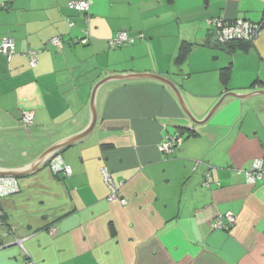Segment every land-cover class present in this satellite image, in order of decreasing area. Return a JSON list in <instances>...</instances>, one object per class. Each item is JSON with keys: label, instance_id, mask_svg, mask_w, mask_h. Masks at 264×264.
<instances>
[{"label": "crops", "instance_id": "1", "mask_svg": "<svg viewBox=\"0 0 264 264\" xmlns=\"http://www.w3.org/2000/svg\"><path fill=\"white\" fill-rule=\"evenodd\" d=\"M70 1L0 0V43L11 36L17 48L10 60L0 53V168L26 166L85 129L93 90L110 75L170 78L198 121L227 92L264 91V26L253 43L211 46V21H264V0H92L89 21ZM120 31L143 37L111 48ZM183 45L191 50L178 62ZM96 105L94 130L61 152L72 175L45 165L2 200L0 264H264V180L236 173L264 158V93L228 97L204 122L157 79L105 83ZM177 133L181 146L162 153ZM102 167L119 189L112 202ZM229 211L235 224L215 228Z\"/></svg>", "mask_w": 264, "mask_h": 264}, {"label": "built area", "instance_id": "2", "mask_svg": "<svg viewBox=\"0 0 264 264\" xmlns=\"http://www.w3.org/2000/svg\"><path fill=\"white\" fill-rule=\"evenodd\" d=\"M92 0H72L69 2V7L73 10L84 12L89 21L90 7ZM214 24V36L218 38L220 43H227L234 40H255L262 32L261 24H253L250 21L243 20H225L223 18H216L211 21ZM71 26L74 23H70ZM84 36L79 40L82 43H87L91 38V32L89 29L83 31ZM143 34L139 33L133 35L127 31H120L118 34L109 40L108 44L111 48H117L128 44L135 43L138 39L142 38ZM52 45L55 47H61L63 40L61 36H55L51 39ZM0 53L7 56L10 60L13 55L17 53L15 39L11 36L5 37L0 43ZM37 50H28L27 56L31 67H36L38 64ZM23 124L26 127L33 125L34 113L32 111H23L22 116ZM183 137L177 133L175 135H168L166 139L160 144L159 149L162 153L171 154L174 153L182 144ZM203 162L198 161L196 168H198ZM49 168L53 174H61L64 176H71L73 171L70 165H68L62 154H55L49 161ZM104 181L109 189V195L107 199L114 201L118 199V186L114 182L111 171L107 167L101 169ZM237 174H243L248 184L254 185L258 181L264 180V158L254 159L249 168L236 169ZM211 173L209 171L205 174L204 186L210 187L211 185ZM220 184V183H218ZM21 189L19 179L15 177H0V219L3 218L4 212L1 207V202L4 198L18 193ZM123 205H126L128 201L124 198L120 199ZM224 219L227 222H224ZM1 221V220H0ZM236 222V216L233 212L229 211L225 214L219 215L214 221V227L217 229H230ZM56 228H51L52 234L56 233ZM25 264H35L34 261L28 259Z\"/></svg>", "mask_w": 264, "mask_h": 264}, {"label": "water", "instance_id": "3", "mask_svg": "<svg viewBox=\"0 0 264 264\" xmlns=\"http://www.w3.org/2000/svg\"><path fill=\"white\" fill-rule=\"evenodd\" d=\"M211 46L212 47L217 46L223 50L227 49L226 44L220 43L216 36L213 37V39L211 41ZM136 79H157V80H160V81L164 82L165 84H167L173 90V92L175 93L177 98L179 99V102L181 103L185 113L194 122H204V121L208 120L210 118V116L213 114V112H215V110L221 105V103L228 97L247 98L249 96H254V95L260 94L261 92L264 93V91H254L253 93H249V94L227 92L221 97L219 102L210 111V113H208L206 118L203 121H198L194 117V115L191 112L190 108L188 107L186 101L184 100L183 95H182L179 87L170 78L164 77L161 75H157L154 73L153 74L152 73H143V74H114V75H110V76L105 77L101 81H99L93 90L92 97H91V103L89 106L88 123H87V126L85 127V129H83L82 131H80L76 134H73L67 138H64V139L54 143L53 145L48 147L38 158H36L35 160L30 162L26 166L16 167V168H0V177H15V178L25 177V176L35 172L36 170L44 167L45 165H47V163L50 161V159L56 153L62 152L69 145H71V144H73L79 140H82L83 138L88 136L94 130L96 123H97L98 113H97L96 100H97V93H98L100 87L103 84L109 83V82L136 80ZM17 243H18V241H15V244H17Z\"/></svg>", "mask_w": 264, "mask_h": 264}, {"label": "trees", "instance_id": "4", "mask_svg": "<svg viewBox=\"0 0 264 264\" xmlns=\"http://www.w3.org/2000/svg\"><path fill=\"white\" fill-rule=\"evenodd\" d=\"M251 23H253V24H261L262 25V29H263V26H264V21H261V22H253V21H250ZM257 39V38H256ZM255 39V40H256ZM254 40V41H255ZM253 40L251 41V40H234V41H230V42H227V43H225L226 44V46L227 45H231V44H234V43H242V42H244V43H253L254 42ZM190 50H191V46H189V45H183L182 47H181V49H180V53H179V55H178V57H177V61L179 62V61H181V60H183L184 58H185V56L190 52ZM229 73H230V68L228 67V68H225V69H223L222 71H221V79H222V81L224 82V83H226L227 82V79H228V76H229ZM60 154H61V152H59ZM57 154V153H56ZM47 165L49 166V162L47 163ZM17 179H19V178H17ZM20 191H21V189H20ZM19 191V192H20ZM18 192V193H19ZM17 194V193H16ZM15 195V194H14ZM11 196H13V195H11ZM2 207V206H1ZM4 212V211H3ZM4 216H5V213H4ZM4 216H3V218H4ZM3 218L2 219H0L1 221H3Z\"/></svg>", "mask_w": 264, "mask_h": 264}]
</instances>
